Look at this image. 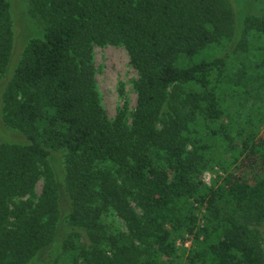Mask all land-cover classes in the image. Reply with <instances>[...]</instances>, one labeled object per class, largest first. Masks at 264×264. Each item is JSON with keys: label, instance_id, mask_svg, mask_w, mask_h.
Listing matches in <instances>:
<instances>
[{"label": "trees", "instance_id": "obj_1", "mask_svg": "<svg viewBox=\"0 0 264 264\" xmlns=\"http://www.w3.org/2000/svg\"><path fill=\"white\" fill-rule=\"evenodd\" d=\"M31 3L48 28L4 94V124L26 142L0 146V264H32L61 242L62 222L77 231L62 243L63 264H264L251 230L264 223V117L261 129L222 124L217 90L228 58L200 56L236 34L225 1ZM11 6L0 0V73L13 46ZM255 32L264 19L247 18L242 52ZM96 46L125 47L140 74L131 126L124 112L110 119L104 109ZM230 136L241 143L216 163L223 176L208 187L207 153ZM111 213L128 235L105 223ZM185 236L190 249L177 245Z\"/></svg>", "mask_w": 264, "mask_h": 264}, {"label": "rangeland", "instance_id": "obj_2", "mask_svg": "<svg viewBox=\"0 0 264 264\" xmlns=\"http://www.w3.org/2000/svg\"><path fill=\"white\" fill-rule=\"evenodd\" d=\"M223 1L234 14L236 34L221 46L206 49L200 56L201 59L221 56L228 58L226 74L219 85L220 89L217 90L225 111L220 122L225 125L232 121L233 127H241L252 121L255 129H261V118L264 117V71L259 68V64L264 57V33L250 34L249 40L245 41V46L248 49L246 52H242L240 46L243 42L245 20L247 18L264 19V0ZM10 3L12 5L10 24L13 46L8 68L4 73H0V146L3 144L23 145L26 142L25 136L20 131L6 127L4 124L3 118L6 114L4 94L27 46L33 40L40 39L48 28L45 20L33 12L31 0H10ZM93 52L96 81L107 115L110 119H115L119 113L124 112L127 125L131 126L138 104L139 72L132 65L130 55L123 46H96ZM214 80L216 81V79ZM230 137L233 140L232 143L222 141L207 153L201 179L208 187L213 186L223 176L222 170L217 167L216 163L220 161L228 163L233 157V153L229 150L230 146H238L241 143L239 139ZM53 165L60 173L61 158L55 157ZM44 185L45 181L42 177L36 185V199L42 195ZM26 199H14L10 206H15ZM62 201L63 210L67 211L68 203L65 197ZM132 204L136 211L141 213L135 203ZM104 221L109 227L115 226L123 233L129 234L127 226L115 213L105 217ZM60 228L61 242L57 243L45 255L33 261L32 264L65 263L62 256V243L70 236L76 238L77 231L67 222H62ZM251 230L260 240L264 252V223L251 227ZM177 245L179 248L190 249L192 238L188 236L180 238Z\"/></svg>", "mask_w": 264, "mask_h": 264}]
</instances>
